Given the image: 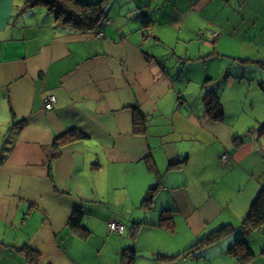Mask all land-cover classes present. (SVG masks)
<instances>
[{
    "label": "crops",
    "instance_id": "0c3cea01",
    "mask_svg": "<svg viewBox=\"0 0 264 264\" xmlns=\"http://www.w3.org/2000/svg\"><path fill=\"white\" fill-rule=\"evenodd\" d=\"M25 1L0 0V264H34L25 247L38 264H108L107 248L121 264L148 243V264H237L230 249L264 188V0H99L95 34ZM71 130L84 138L49 163ZM74 212L81 228L68 225ZM113 221L125 231L110 232ZM225 225L217 243L181 255ZM245 238V264H264V225Z\"/></svg>",
    "mask_w": 264,
    "mask_h": 264
},
{
    "label": "trees",
    "instance_id": "16d2710c",
    "mask_svg": "<svg viewBox=\"0 0 264 264\" xmlns=\"http://www.w3.org/2000/svg\"><path fill=\"white\" fill-rule=\"evenodd\" d=\"M25 6L32 8L36 6H43L47 8L57 21H60L61 25L70 26L71 29L77 31L80 34H95L98 32L103 20V8L101 1L96 2L90 0H26ZM145 18V17H144ZM146 23V22H145ZM147 24V23H146ZM203 102L205 105V111L210 115L212 120L218 121L222 118L223 111L219 102L218 96L214 90H209L205 93ZM135 124L144 125L145 117L139 109L134 111ZM24 125V122H20L18 129ZM264 130V123L259 126V131ZM84 135L76 130L68 131L53 141L49 149L46 151V157L49 163L59 158L62 152L68 145H72L74 142L82 140ZM157 185H152L143 199V205H146L150 200L152 193L155 191ZM83 213L74 212L69 220L68 225L74 228H81ZM168 220V219H167ZM166 221V218H163ZM264 225V188L260 190L254 201L251 203L248 214L241 224V230L243 236L238 238L235 245L231 247L230 252L236 259L237 264H245L252 257L253 253L247 245L245 235L255 229H259ZM233 229L232 226H223L204 237L197 239L195 244L184 251L181 255L183 257L194 255V249L200 246H209L210 244L217 243L225 234ZM86 237L87 234H81ZM28 260L34 264H38L39 253L31 248H23L22 250ZM135 254L134 251L128 253L127 250L122 251L120 258L121 264H132ZM180 257V254L157 256V260L169 264L175 263Z\"/></svg>",
    "mask_w": 264,
    "mask_h": 264
},
{
    "label": "rangeland",
    "instance_id": "374dc122",
    "mask_svg": "<svg viewBox=\"0 0 264 264\" xmlns=\"http://www.w3.org/2000/svg\"><path fill=\"white\" fill-rule=\"evenodd\" d=\"M163 238L164 235H162ZM161 235L159 236L160 239H157L155 238V236L153 237V243L155 244V242H157L158 244H164V240L162 239ZM168 237V236H167ZM162 239V240H161ZM166 239V238H165ZM95 245L91 244L89 247H88V252H90V254H95L97 251H98V248L102 247L103 245L98 243V242H94ZM173 245V244H172ZM167 246V245H165ZM150 248H152V245H150V243H148L147 245H142L140 247V250L139 252H136V256H137V263L136 264H139L140 260H142L141 264H148V260H152L153 258H151L150 256ZM165 249V251H168V249L166 247H162ZM135 250V249H134ZM109 249L107 248L105 251H104V254H101L104 257H109L107 262L108 264H115V257H110L109 256ZM89 255V254H88ZM90 256V255H89ZM119 258V256H117ZM183 257H181L182 259Z\"/></svg>",
    "mask_w": 264,
    "mask_h": 264
},
{
    "label": "built area",
    "instance_id": "2783aa9c",
    "mask_svg": "<svg viewBox=\"0 0 264 264\" xmlns=\"http://www.w3.org/2000/svg\"><path fill=\"white\" fill-rule=\"evenodd\" d=\"M57 102V99L54 95H48L45 99H44V104H43V107L45 110H52L53 107L55 106ZM221 161L223 162H228V158L226 155L222 156L221 158ZM108 229L110 232L112 233H118V234H121L125 231V226L118 223V222H109L108 223Z\"/></svg>",
    "mask_w": 264,
    "mask_h": 264
}]
</instances>
